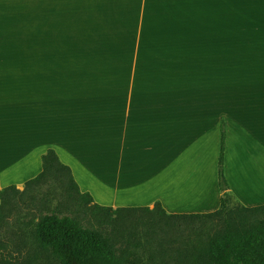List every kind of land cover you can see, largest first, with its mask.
I'll return each instance as SVG.
<instances>
[{"label": "crops", "instance_id": "crops-1", "mask_svg": "<svg viewBox=\"0 0 264 264\" xmlns=\"http://www.w3.org/2000/svg\"><path fill=\"white\" fill-rule=\"evenodd\" d=\"M221 123L264 205V0H0V190L53 149L93 204L213 212Z\"/></svg>", "mask_w": 264, "mask_h": 264}, {"label": "trees", "instance_id": "trees-1", "mask_svg": "<svg viewBox=\"0 0 264 264\" xmlns=\"http://www.w3.org/2000/svg\"><path fill=\"white\" fill-rule=\"evenodd\" d=\"M224 148L225 127L221 123L217 161L220 204L213 212L198 214H168L160 203L152 208L113 210L93 204L88 193L80 192L70 168L48 149L41 156L42 170L24 183L22 191L14 185L0 190V264H39L43 255L47 264H120L114 252L116 239L81 224L75 215L65 212V202L84 205L99 227L112 225L119 234L127 232V237L137 233V224L144 217L154 219L157 215L162 235L159 249L166 255L162 258L165 264L175 260L174 264H264V205L245 207L234 200L224 176ZM45 184H49L45 195L38 197ZM55 190L62 197L57 202ZM23 197L31 203L37 201L40 212L28 221L19 217L15 229H6L10 213ZM176 240L181 250L173 249ZM171 251L174 254H169ZM129 264L141 263L133 260Z\"/></svg>", "mask_w": 264, "mask_h": 264}, {"label": "rangeland", "instance_id": "rangeland-1", "mask_svg": "<svg viewBox=\"0 0 264 264\" xmlns=\"http://www.w3.org/2000/svg\"><path fill=\"white\" fill-rule=\"evenodd\" d=\"M48 186L49 184L42 185V188L38 192L37 196L41 197L42 195H45V191ZM17 189L22 191L19 188ZM52 193H54L56 197L54 198L55 202L62 199L59 190L52 191ZM65 206L68 209L66 210V208H63L65 209V212H71L84 226L93 229L96 228L102 235L106 237L111 236L113 239H116L114 242V252L115 256L119 259L120 264H129L133 260H137L141 264H165L164 261H162V258L166 255L159 249V242L160 239H162V235L158 229V220L160 219L157 217V215L153 217L154 219L144 217L143 222H141V224H137V233L131 237H127V232H124L123 235L121 233L119 234L114 231L112 225L99 227L94 221L93 215L90 213V211H87L84 205L74 206L70 202H65ZM90 206H92V204H90ZM111 209L113 210L112 207ZM38 212H40L38 202L36 201L31 203V201H28V199L23 197V199L17 204V208L13 209L10 213L6 229H15V223L18 222L17 219H19V217H21L23 221H28L32 215H37ZM185 234L188 233L185 231ZM172 236L173 234H171V238ZM183 242L186 245L184 240ZM172 245L173 249L177 251L183 248L178 240H176ZM169 254L174 253L171 251ZM175 262L176 260L170 261V264H174ZM40 263H48V259H46L45 255H43L39 260V264Z\"/></svg>", "mask_w": 264, "mask_h": 264}]
</instances>
